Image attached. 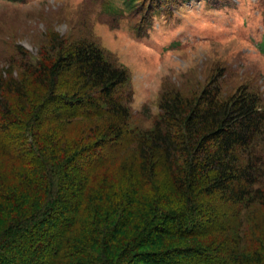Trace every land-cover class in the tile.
Here are the masks:
<instances>
[{
    "label": "trees",
    "instance_id": "1",
    "mask_svg": "<svg viewBox=\"0 0 264 264\" xmlns=\"http://www.w3.org/2000/svg\"><path fill=\"white\" fill-rule=\"evenodd\" d=\"M124 1L144 23L171 13ZM18 51L0 69V264H264L255 93L165 85L142 128L128 69L91 33Z\"/></svg>",
    "mask_w": 264,
    "mask_h": 264
},
{
    "label": "rangeland",
    "instance_id": "2",
    "mask_svg": "<svg viewBox=\"0 0 264 264\" xmlns=\"http://www.w3.org/2000/svg\"><path fill=\"white\" fill-rule=\"evenodd\" d=\"M170 1V14L144 23L123 12L124 0H0V69L13 65L19 47L36 56L50 31L88 32L128 69L132 121L142 128L158 116L165 85L217 83L223 95L250 89L264 106V0Z\"/></svg>",
    "mask_w": 264,
    "mask_h": 264
}]
</instances>
